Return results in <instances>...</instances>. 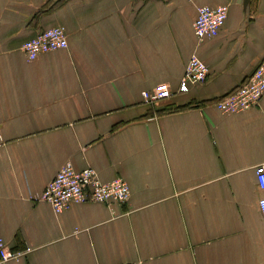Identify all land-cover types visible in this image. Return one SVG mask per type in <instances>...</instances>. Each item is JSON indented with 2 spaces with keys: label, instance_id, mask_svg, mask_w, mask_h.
Masks as SVG:
<instances>
[{
  "label": "crops",
  "instance_id": "obj_1",
  "mask_svg": "<svg viewBox=\"0 0 264 264\" xmlns=\"http://www.w3.org/2000/svg\"><path fill=\"white\" fill-rule=\"evenodd\" d=\"M220 4L198 40V7ZM54 26L68 48L29 61L23 43ZM193 55L207 80L180 92ZM263 59L264 0H0V238L23 253L0 264H264V96L215 105ZM69 161L130 200L56 213L35 197Z\"/></svg>",
  "mask_w": 264,
  "mask_h": 264
},
{
  "label": "built area",
  "instance_id": "obj_2",
  "mask_svg": "<svg viewBox=\"0 0 264 264\" xmlns=\"http://www.w3.org/2000/svg\"><path fill=\"white\" fill-rule=\"evenodd\" d=\"M228 16L227 5H201L193 23L195 36L203 41L215 37ZM69 46L66 30L62 26L50 27L25 41L22 49L29 61L41 53ZM209 66L200 57L193 55L188 60L180 83V92H188L192 84H201L207 80ZM168 96L165 90L144 91L146 102L153 103ZM264 96V59L248 78L235 90L215 101L216 107L223 113H239L258 105ZM256 178L260 188L264 189V163L256 167ZM129 184L122 178L109 182L100 180L92 167L77 170L72 162H67L47 184L42 193L35 198L49 203L56 213H61L72 204L86 202L121 203L130 200ZM259 207L264 219V195L259 199ZM22 252L11 250L0 238V263L20 259Z\"/></svg>",
  "mask_w": 264,
  "mask_h": 264
},
{
  "label": "water",
  "instance_id": "obj_3",
  "mask_svg": "<svg viewBox=\"0 0 264 264\" xmlns=\"http://www.w3.org/2000/svg\"><path fill=\"white\" fill-rule=\"evenodd\" d=\"M250 0H244V5L247 6L249 4Z\"/></svg>",
  "mask_w": 264,
  "mask_h": 264
}]
</instances>
